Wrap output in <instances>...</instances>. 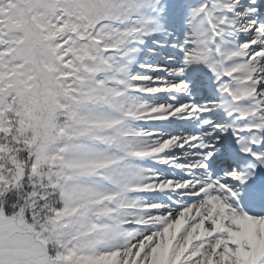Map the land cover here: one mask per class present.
I'll return each instance as SVG.
<instances>
[{"label": "snow or ice", "instance_id": "1", "mask_svg": "<svg viewBox=\"0 0 264 264\" xmlns=\"http://www.w3.org/2000/svg\"><path fill=\"white\" fill-rule=\"evenodd\" d=\"M0 264H264V0H0Z\"/></svg>", "mask_w": 264, "mask_h": 264}]
</instances>
